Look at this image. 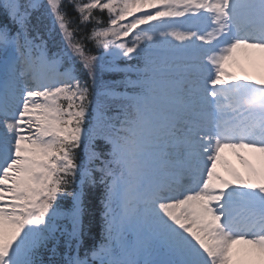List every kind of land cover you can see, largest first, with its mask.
<instances>
[{
    "label": "snow or ice",
    "instance_id": "obj_1",
    "mask_svg": "<svg viewBox=\"0 0 264 264\" xmlns=\"http://www.w3.org/2000/svg\"><path fill=\"white\" fill-rule=\"evenodd\" d=\"M238 49L264 0H0V264H264V161L223 157H264Z\"/></svg>",
    "mask_w": 264,
    "mask_h": 264
},
{
    "label": "rangeland",
    "instance_id": "obj_2",
    "mask_svg": "<svg viewBox=\"0 0 264 264\" xmlns=\"http://www.w3.org/2000/svg\"><path fill=\"white\" fill-rule=\"evenodd\" d=\"M226 67L237 76H247L253 80L264 79V53L259 50L238 49L233 59L227 63ZM234 157L236 159H234ZM241 157H244L253 167L258 169L262 167V161H264L262 154L253 152L249 149H231L229 155L225 156V159L229 163L233 162L234 166L232 167L244 175L245 178H249L250 173L248 165L242 161ZM217 166H221V169L227 172L222 163ZM226 175H228V173Z\"/></svg>",
    "mask_w": 264,
    "mask_h": 264
},
{
    "label": "trees",
    "instance_id": "obj_3",
    "mask_svg": "<svg viewBox=\"0 0 264 264\" xmlns=\"http://www.w3.org/2000/svg\"><path fill=\"white\" fill-rule=\"evenodd\" d=\"M100 195H102V191L98 193L95 189H93L87 201V211L84 216V224L86 240L89 242L98 240L103 229V208L100 203Z\"/></svg>",
    "mask_w": 264,
    "mask_h": 264
}]
</instances>
